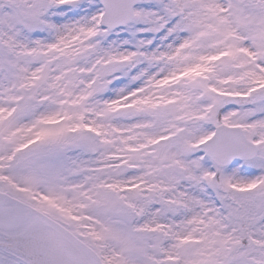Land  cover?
Returning <instances> with one entry per match:
<instances>
[{
  "label": "snow or ice",
  "instance_id": "snow-or-ice-1",
  "mask_svg": "<svg viewBox=\"0 0 264 264\" xmlns=\"http://www.w3.org/2000/svg\"><path fill=\"white\" fill-rule=\"evenodd\" d=\"M0 264H264V0H0Z\"/></svg>",
  "mask_w": 264,
  "mask_h": 264
}]
</instances>
